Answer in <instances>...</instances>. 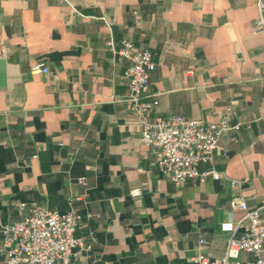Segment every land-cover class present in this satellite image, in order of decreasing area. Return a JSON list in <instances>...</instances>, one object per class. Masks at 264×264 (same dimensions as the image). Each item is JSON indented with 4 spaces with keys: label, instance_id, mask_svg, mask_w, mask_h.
<instances>
[{
    "label": "crops",
    "instance_id": "crops-1",
    "mask_svg": "<svg viewBox=\"0 0 264 264\" xmlns=\"http://www.w3.org/2000/svg\"><path fill=\"white\" fill-rule=\"evenodd\" d=\"M257 15L255 0H0V221L18 219L20 202L63 211L71 200L82 214L75 235L94 264L221 257L245 213L229 207L231 196L264 204ZM125 36L155 62L152 118L211 121L231 109L230 125L240 127L220 138L214 166L239 180L236 188L210 177L176 185L157 170L124 100L128 60L114 50ZM35 61L49 71L30 72ZM6 247L0 234V264Z\"/></svg>",
    "mask_w": 264,
    "mask_h": 264
},
{
    "label": "built area",
    "instance_id": "built-area-1",
    "mask_svg": "<svg viewBox=\"0 0 264 264\" xmlns=\"http://www.w3.org/2000/svg\"><path fill=\"white\" fill-rule=\"evenodd\" d=\"M258 15L253 20L250 33L264 32V0H255ZM114 52L128 60L125 77L128 88L124 100L129 102L139 126L140 141L153 148L156 154L157 170L176 185L187 181L204 182L207 178H224L232 187L239 180L229 178L214 166V158L220 138L229 129H239L240 124L230 125L232 111L226 108L216 120L186 118L180 114L152 118L151 114L158 105L155 94L149 92L150 75L155 69L148 48L135 45L125 36ZM42 61H35L30 72H48ZM209 167L199 169V164ZM78 183L86 184V178H78ZM140 188L130 193L139 195ZM231 209L243 210L244 216L230 227L224 254L210 257L198 251L189 264H264V204L249 206L238 194L234 193L228 201ZM24 213L10 222L0 221V234L5 249L4 264H94L84 252L90 246L83 237L75 235L82 221L71 200L66 210L49 209L39 205H18ZM237 232H239L237 234ZM205 244V238H200ZM251 254V258L242 256Z\"/></svg>",
    "mask_w": 264,
    "mask_h": 264
}]
</instances>
